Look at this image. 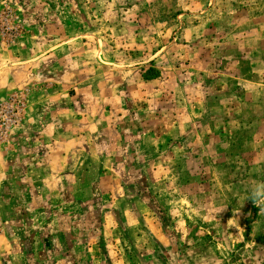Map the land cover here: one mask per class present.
<instances>
[{
  "label": "rangeland",
  "instance_id": "374dc122",
  "mask_svg": "<svg viewBox=\"0 0 264 264\" xmlns=\"http://www.w3.org/2000/svg\"><path fill=\"white\" fill-rule=\"evenodd\" d=\"M28 38L60 49L67 114L87 117L64 170L30 174L33 204L3 206L34 245L45 227L79 236L83 262L94 244L99 264H264L246 199L264 182V0H0L1 41Z\"/></svg>",
  "mask_w": 264,
  "mask_h": 264
},
{
  "label": "crops",
  "instance_id": "0c3cea01",
  "mask_svg": "<svg viewBox=\"0 0 264 264\" xmlns=\"http://www.w3.org/2000/svg\"><path fill=\"white\" fill-rule=\"evenodd\" d=\"M26 41L7 47L0 39V101L21 90L29 97L26 118L10 133L9 143L0 144V221L6 222L0 230V264H99L94 244L89 248L92 259L83 262L82 239L76 236L70 246L65 231H50L49 235L44 227L45 234L34 245L32 232L18 228L23 225L20 221L30 218L29 214L8 213L3 207L33 204L29 190L36 185L30 174L45 176L56 165L59 172L63 171L67 155L78 154L77 141L82 138L83 123L87 122L81 112L79 116L77 111L74 116L67 114L79 107L80 102L75 100L79 92L72 95V90H67L68 78L61 67L60 49L46 53L45 47L37 48L29 43V38ZM108 105L102 108L112 107ZM95 106L99 107L98 102ZM89 119L94 125V119ZM70 141L75 142L73 151L68 150ZM44 176L37 187L52 188L54 181ZM12 220L17 223L9 225Z\"/></svg>",
  "mask_w": 264,
  "mask_h": 264
},
{
  "label": "built area",
  "instance_id": "2783aa9c",
  "mask_svg": "<svg viewBox=\"0 0 264 264\" xmlns=\"http://www.w3.org/2000/svg\"><path fill=\"white\" fill-rule=\"evenodd\" d=\"M26 95L16 92L0 101V143L5 142L15 127L25 119Z\"/></svg>",
  "mask_w": 264,
  "mask_h": 264
},
{
  "label": "clouds",
  "instance_id": "9594fccd",
  "mask_svg": "<svg viewBox=\"0 0 264 264\" xmlns=\"http://www.w3.org/2000/svg\"><path fill=\"white\" fill-rule=\"evenodd\" d=\"M249 191L250 195L246 199H251L260 211L264 212V182L256 184Z\"/></svg>",
  "mask_w": 264,
  "mask_h": 264
}]
</instances>
